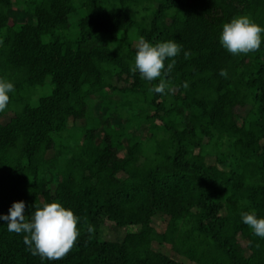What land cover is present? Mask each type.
Wrapping results in <instances>:
<instances>
[{"label": "trees", "instance_id": "trees-1", "mask_svg": "<svg viewBox=\"0 0 264 264\" xmlns=\"http://www.w3.org/2000/svg\"><path fill=\"white\" fill-rule=\"evenodd\" d=\"M75 1L85 14L70 31L73 0H0V78L15 88L0 112L12 115L0 122V214L23 201L30 219L33 205L59 202L80 231L49 261L0 221V264H264V238L241 218H264V33L247 55L219 42L234 17L264 27V0ZM16 8L30 21L11 19ZM140 37L181 45L165 77L173 91L150 92L159 79L130 71ZM107 224L125 230L120 241L102 239Z\"/></svg>", "mask_w": 264, "mask_h": 264}, {"label": "clouds", "instance_id": "clouds-1", "mask_svg": "<svg viewBox=\"0 0 264 264\" xmlns=\"http://www.w3.org/2000/svg\"><path fill=\"white\" fill-rule=\"evenodd\" d=\"M264 27L253 22L248 16H237L222 25L219 37L221 46L230 54L236 56L247 55L260 49ZM181 52V45L173 40L160 42L155 45L140 37L136 44L134 64L130 71L139 72L142 79L159 83L149 89L150 92L165 94L173 91L169 81L165 78L171 73L176 61L175 57ZM184 58L190 57L189 51H184ZM171 60L165 68V61ZM219 75L227 78V70L221 69ZM187 81L183 87L188 88ZM13 83L0 78V112L5 111L9 104V93L14 92ZM35 211L30 219H26L25 203L13 202L8 214H0V221L7 223L9 232L23 233V242L33 255H39L42 260L49 261L63 259L75 246L79 238V218L71 209L59 202L33 205ZM242 221L249 226L253 234L264 238V218H257L255 211L242 212ZM92 225H88L87 232L93 234ZM91 238V235L90 237Z\"/></svg>", "mask_w": 264, "mask_h": 264}, {"label": "rangeland", "instance_id": "rangeland-1", "mask_svg": "<svg viewBox=\"0 0 264 264\" xmlns=\"http://www.w3.org/2000/svg\"><path fill=\"white\" fill-rule=\"evenodd\" d=\"M74 6H75V11L74 13H72L70 15L69 18V29L74 30L76 28V25L78 23V21L80 20V18H82L84 16V12L80 9H78L76 7V1L73 0ZM14 12H12L11 15V19H15L18 22H29L30 18L27 17L25 14L21 13L20 10H18V8H16L15 10H13ZM119 86H124L123 83H119ZM51 91V86L50 85H46L43 87H38L35 91V103L36 100L38 99V97L40 96H45L48 95ZM109 99V98H108ZM111 100H106V101H110L111 103H117L120 101L119 96L117 95H112L110 97ZM92 101L94 102V105L92 107V113L94 114V116H98V115H102L107 111V107L106 106H101L100 104L102 103L103 100H97V98H92ZM113 110L115 109L114 105L112 106ZM119 110H115V112H112L109 119H110V125H112L113 128H118L120 126V124H124V120H120L119 116H118ZM11 114H8L7 116H5L4 118H2V120L0 121L2 124L6 123L7 121H9V119L11 118ZM135 136H138L142 141L147 140L149 138V134H150V129L147 127H142L140 130L134 132ZM103 130L100 131V136H102ZM51 155V154H50ZM125 156V152L122 151L119 154V157H124ZM164 221L162 222V218H156L155 219V226H157V230L161 231L164 229ZM125 235V230L124 229H116L115 227H113V225L111 224H107L106 226H104V230L102 233V239L106 240V241H112V242H118L120 241L123 236ZM241 245L243 248H245V243L241 242ZM153 249L155 251H160L163 254L182 262L183 260L180 258H177L169 249V247L167 246H158L156 244H153ZM184 264H188L187 262H184Z\"/></svg>", "mask_w": 264, "mask_h": 264}]
</instances>
